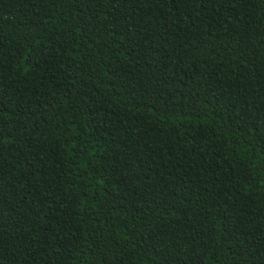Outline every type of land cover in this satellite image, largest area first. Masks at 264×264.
Segmentation results:
<instances>
[{"label": "trees", "instance_id": "16d2710c", "mask_svg": "<svg viewBox=\"0 0 264 264\" xmlns=\"http://www.w3.org/2000/svg\"><path fill=\"white\" fill-rule=\"evenodd\" d=\"M0 264H264V0H0Z\"/></svg>", "mask_w": 264, "mask_h": 264}]
</instances>
